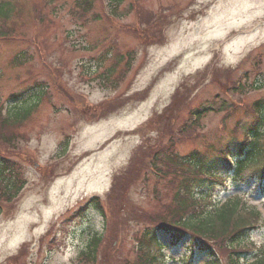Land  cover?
<instances>
[{
    "label": "rangeland",
    "instance_id": "obj_1",
    "mask_svg": "<svg viewBox=\"0 0 264 264\" xmlns=\"http://www.w3.org/2000/svg\"><path fill=\"white\" fill-rule=\"evenodd\" d=\"M49 1L21 0L23 34L0 40L1 104L37 84L47 90L19 128L21 148L8 152L3 144L26 185L0 216V264H82L77 258L96 233L104 237L106 263L118 252L131 264L135 222L125 215L162 214L153 196L168 192L173 178L164 176L167 163L158 158L159 175L150 171V155L170 147L182 157L213 156L228 140L241 139L247 106L264 96V0H125L123 19L101 15L85 24L71 15L75 0ZM50 6L54 22L44 30L35 12ZM95 11L102 13L99 0ZM25 50L32 59L14 66L12 58ZM106 51L114 56L103 57ZM244 72L251 86L233 89ZM250 172L244 180L227 178L209 201L237 199L264 221V187ZM93 196L104 203L105 218L93 207L70 218ZM253 239L264 243V225ZM115 240L119 245L109 248ZM188 245L182 239L164 248L165 264H185ZM207 260L198 254L192 264Z\"/></svg>",
    "mask_w": 264,
    "mask_h": 264
},
{
    "label": "trees",
    "instance_id": "obj_2",
    "mask_svg": "<svg viewBox=\"0 0 264 264\" xmlns=\"http://www.w3.org/2000/svg\"><path fill=\"white\" fill-rule=\"evenodd\" d=\"M52 1L56 2V0ZM109 2L112 7L111 13L119 17L123 16L121 7L125 0H110ZM48 3L51 5L49 0ZM95 10L96 0H75L71 15L75 16L82 24L90 19L102 20V14H98ZM41 14L40 10L36 11L35 19H39ZM24 18L25 11L21 0H0V40H11L21 36L23 32L19 33L17 24L20 25V21H22L24 25ZM109 53L108 51L104 56ZM30 58L32 56L28 50H25L14 56L11 62L14 66H22ZM105 78L110 81L112 71L108 70ZM259 88V86L255 87V89ZM46 91L44 86L37 84L36 88L30 87L19 93H12L8 101L13 103L14 108L11 106L12 111L8 110V113L3 111L0 98V214L3 204H9L17 199L26 183L21 175L22 169L13 159H10L8 153H3V144L5 148L9 149L8 152L21 148L23 136H21L19 128L40 106ZM24 95H28V97L25 98ZM252 110L255 118L252 120L253 123L245 128L252 141L245 145L236 140L241 143L232 141L225 146L237 160L238 176L242 174L243 170L262 163L261 160L264 159V97L254 101ZM160 157L161 163H167L164 176L171 177L170 173L173 175V178L166 184L170 188L169 191L163 193L155 191V196H153L157 203L165 207V211H162V214L156 212L155 215L150 211L142 212L141 215H134L132 218L128 217L130 214L125 215L126 219H132L135 222L133 224L135 236L132 250L137 242L139 244L138 249L134 251L136 255L131 264H163L160 256L163 245L156 236L159 230L165 231L172 245H176L184 236H190V246L197 247L210 257L205 264H264V245L257 247L255 242L250 240V234L258 224L257 212L243 208L244 211L241 210L235 214L238 202H234L218 209L212 207L213 209H206L201 214L188 216L190 209L194 208L197 203L198 192L203 189L207 194L206 186L209 185V180L219 172V165H223L227 169L222 148H219L213 156L193 151L185 157H180L176 153H163L159 155V159ZM114 189L115 183L111 187V193ZM166 196H170L168 202H166ZM90 204L102 216L107 215H105L102 203L98 198L91 199ZM107 210L110 212V207ZM114 237L116 238V233ZM114 244V241L111 242L109 248ZM105 251L104 237L96 233L79 254L78 263L129 264V259L121 258L118 252L112 257V263H106L104 260ZM251 259L253 261L249 262Z\"/></svg>",
    "mask_w": 264,
    "mask_h": 264
}]
</instances>
